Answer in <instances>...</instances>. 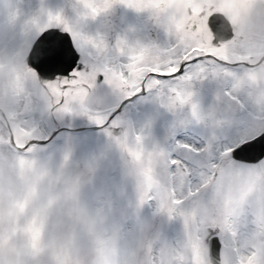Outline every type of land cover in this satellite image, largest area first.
Segmentation results:
<instances>
[{
  "label": "rangeland",
  "instance_id": "374dc122",
  "mask_svg": "<svg viewBox=\"0 0 264 264\" xmlns=\"http://www.w3.org/2000/svg\"><path fill=\"white\" fill-rule=\"evenodd\" d=\"M262 1L132 0L139 11L115 3L93 17L79 0H0V264H210L208 229L223 243L221 264H264V158L212 164L209 151L264 129ZM41 6L62 10L88 66L67 88L53 81L52 102L21 54L40 31L31 18L45 23ZM213 11L236 26L219 46ZM192 50L250 65L209 60L176 83L151 77L108 127L85 119L103 124L149 71L173 72ZM7 124L17 144L38 147L18 152Z\"/></svg>",
  "mask_w": 264,
  "mask_h": 264
},
{
  "label": "snow or ice",
  "instance_id": "6c2138e0",
  "mask_svg": "<svg viewBox=\"0 0 264 264\" xmlns=\"http://www.w3.org/2000/svg\"><path fill=\"white\" fill-rule=\"evenodd\" d=\"M79 2L83 5L85 9L88 11L83 13V15H91L95 16L101 11H106L111 8L115 3H121L125 6H131L136 8V10H140L141 6L138 4H134L132 0H104L102 4L93 5L90 0H79ZM39 12L44 14L45 23L41 27L39 24L38 17H32L30 23L37 29H40L39 33L35 36L36 39L32 40L31 44L27 48V51L22 52L23 55V64L26 69L28 77H35V81L39 85L37 92L39 93V89H43V92L48 97V102L54 101V97L49 94V87L52 85L53 81H55L62 89L67 88L69 86L68 79L69 74L71 73V79L76 78V74L73 72V68H75L76 72H80L82 69L84 71L88 70V66L83 62L82 67H73L72 65L78 64L75 60V56L79 53L74 47L73 41L69 43L68 37L72 32V29L69 27L66 19L63 18L62 10H57L53 12L51 9H44L43 6L39 9ZM211 19V18H210ZM63 28L62 32L60 29ZM49 29H53V31H48ZM58 29L59 31H55ZM212 30L217 33L213 38V43L219 40L222 36L228 37L233 35L231 32L225 31L224 29H218L216 26H213ZM61 33H67L68 37L62 36ZM87 42H91V37H84ZM14 45V44H13ZM213 61L214 65H220L223 68L231 69L234 65L244 64L248 66L247 61H228L221 60L219 57L212 56L210 53L204 55H193L190 54L188 59L181 60L176 67V71L169 73L167 75H160L159 73H148L146 76V80L151 77H155L156 79L169 80L172 82H176L177 77L187 76L195 71L194 65H198L203 63L205 67H211L214 65H207V61ZM2 63V61H0ZM163 67V66H162ZM41 77H47V80L41 82ZM58 77H64L65 82L61 83L58 80ZM97 80L99 81V74L97 75ZM144 81L141 82V91L139 93H134L131 96H127L124 99L119 100L118 103L115 104V107L111 109L107 113V119L104 120L103 124L96 123V121L85 117L89 124H94L100 129H104L109 126V124L113 121H116L118 117L121 116L122 112L126 108H128L129 104L135 103L133 98H137L142 96L141 94L146 91L143 87ZM159 87V86H157ZM43 101L44 108L47 107V104ZM63 98H61V102ZM127 102V103H126ZM53 107H58V105L53 104ZM49 114L52 115L49 110ZM8 128V144L15 148L18 152L25 153L34 147H38L33 143L36 139H29L23 144H17L14 133L12 132V125L7 124ZM21 127H25V125L21 124ZM44 135L41 136V138ZM208 143L207 141H204ZM216 144H219L220 147L217 149ZM178 150L180 151H188L194 152V154H199V149L194 145L184 147L182 145H177ZM209 151L212 152L210 157L211 163L216 164L221 159L232 158L234 163H239L245 159L246 154L256 153V159L259 160L261 157H264V129H261L257 132V134L253 135L252 138L244 143L238 145L235 148L227 146L226 140H217L210 143ZM183 163V160H181ZM219 238V237H217ZM219 247H223V243L219 245Z\"/></svg>",
  "mask_w": 264,
  "mask_h": 264
},
{
  "label": "water",
  "instance_id": "95a60500",
  "mask_svg": "<svg viewBox=\"0 0 264 264\" xmlns=\"http://www.w3.org/2000/svg\"><path fill=\"white\" fill-rule=\"evenodd\" d=\"M207 25H208L210 31L212 32L213 36L217 35V33L212 30L213 26H216L218 29H224L225 31L232 33L228 19L221 13H212L208 17ZM48 31H53V29H49ZM55 31H59V30L56 29ZM61 35L68 37L67 33H61ZM231 36H228L226 38L222 36L219 40H217L215 42V45H217L219 42H225V41L229 40L231 38ZM68 41H69V43L71 42L70 35L68 37ZM212 43H213V41H212ZM78 58H79V54L77 53L75 56V60L77 61V63H78ZM72 66L73 67H78V66L80 67L79 64H74ZM41 78L47 79V77H41ZM256 155H257L256 153L246 154L245 159L242 161L246 162V163H256L263 158V157H261L259 160H257L255 158ZM206 238H207V244H208V259H209L210 264H220L221 263V261H220V247H219L220 241L217 238V235L215 234V230L208 229V234H207Z\"/></svg>",
  "mask_w": 264,
  "mask_h": 264
},
{
  "label": "flooded vegetation",
  "instance_id": "af4514ba",
  "mask_svg": "<svg viewBox=\"0 0 264 264\" xmlns=\"http://www.w3.org/2000/svg\"><path fill=\"white\" fill-rule=\"evenodd\" d=\"M250 2V0H248V3ZM250 4V3H249ZM261 5H262V7L264 8V1H262L261 2ZM214 12H220V13H222L221 11H213V12H211V13H214ZM210 13V14H211ZM224 14V13H223ZM225 15V14H224ZM226 16V15H225ZM230 27H231V29H232V32H233V35L232 36H234V34H235V29H236V26L235 25H233L232 24V22L230 21ZM233 38V37H232ZM231 40V39H230ZM258 40H259V38H258ZM212 41V40H211ZM262 41H264V39H260L259 40V42H262ZM212 44V43H211ZM221 44H223V43H219V44H217V45H214V46H219V45H221ZM204 54H208V53H200V54H197V55H204ZM211 54V53H210ZM190 54H187L185 57H181V60H184V59H188L189 57H187V56H189ZM212 56H216V55H213V54H211ZM216 57H218V56H216ZM262 57V59H264V55L263 56H261ZM220 58V57H219ZM221 60H225V59H223V58H220ZM180 60V61H181ZM179 61V62H180ZM214 63V62H213ZM239 65H244V64H239ZM194 66H196V65H194ZM193 66V67H194ZM238 66V65H237ZM211 69V68H210ZM176 71V70H175ZM175 71H173V72H175ZM159 73L160 75H167V74H169V73H172V72H168V73H166V72H156V71H149L148 73ZM147 73V74H148ZM147 74L145 75V77L144 78H142L141 79V81H140V84H139V86H137V87H135L134 88V90L132 91V94L131 95H133L134 93H139L140 91H141V82L142 81H144V84H143V87H144V89H146V91L144 92V93H142L141 95H143V94H146V92H147V87H146V84H147V82L149 81V79L150 78H148L147 80L145 79L146 78V76H147ZM201 74H202V71H199L198 72V76L200 77L201 76ZM178 78V77H177ZM177 78H176V80H177ZM162 80V79H161ZM163 81V83L165 84V85H167V84H172V83H176V82H172V81H169V80H162ZM180 82H182V81H180ZM186 86V85H185ZM152 88V87H151ZM130 95V96H131ZM134 100L136 99V98H133ZM127 103V102H126ZM114 131H118V128L115 126V127H113L112 128Z\"/></svg>",
  "mask_w": 264,
  "mask_h": 264
}]
</instances>
